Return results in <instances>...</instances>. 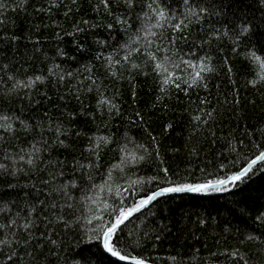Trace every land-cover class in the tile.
I'll use <instances>...</instances> for the list:
<instances>
[{"label":"snow or ice","instance_id":"snow-or-ice-1","mask_svg":"<svg viewBox=\"0 0 264 264\" xmlns=\"http://www.w3.org/2000/svg\"><path fill=\"white\" fill-rule=\"evenodd\" d=\"M21 12L48 23L22 36ZM157 110H179L183 144L153 134ZM254 178L264 0H0V264H264V204L249 228L169 203L236 209Z\"/></svg>","mask_w":264,"mask_h":264},{"label":"trees","instance_id":"trees-1","mask_svg":"<svg viewBox=\"0 0 264 264\" xmlns=\"http://www.w3.org/2000/svg\"><path fill=\"white\" fill-rule=\"evenodd\" d=\"M247 2V0H245ZM29 12H31V9H29ZM59 20H63L62 16L56 17ZM16 23L18 25V34L22 36H27L28 31L30 30V25L32 23L40 24L43 20V23L47 24L48 21L43 18H36L35 15H27L23 12L16 14L15 16ZM68 30H71L70 25L67 26ZM54 30L52 28H42L39 33H33V39H39L41 42V45L47 50L50 45L48 44V41L51 39V37L54 36ZM66 41H71L70 37H65ZM21 44H27L29 49L32 47L31 44H28V41L26 39L21 41ZM63 46V45H62ZM69 47H71L69 43ZM222 78H213L210 80V85L213 88V96H215L216 90H215V84L221 83ZM148 92V89H145V93ZM204 93L201 92V95ZM243 95V93H242ZM145 100L148 99V96L145 95ZM153 120L155 121L154 127L156 131L153 132L154 135H157L159 138L164 140L165 145H175L180 146L183 144L184 139V124H183V117H181L179 110L175 113L169 112L167 115H165L162 111L157 110L153 116ZM167 122H172L174 124V130H169V133L165 135L163 133V124ZM116 123H119L117 121ZM171 156V153L168 154ZM173 166L179 165L181 168L185 167L187 161L183 154L179 156H175L171 160ZM147 166H145V169L140 171V175L145 174H151L150 172L146 173ZM254 183L252 184L251 188L248 190V198L247 202L244 205L237 206L236 209H231V197H229L227 194L224 193H214L212 196L215 197V199H211L209 197H203L198 194H171L172 199L169 201L171 206L174 209V213L177 216V222L179 213L182 209H195L204 211L205 209L208 210L213 216L218 215V220L223 226L225 220L231 221L233 225L239 226V227H249L254 228L255 225L253 223L254 217H255V210L260 207L261 204H264V199L260 198V192L264 190V178H254ZM240 207H246L249 212L251 213V218L249 216H241L239 214V208ZM211 243V241H209ZM196 247H200L201 245L197 244ZM167 247V245H166ZM216 249L213 248V251ZM163 254V253H162ZM215 264H219V262H215Z\"/></svg>","mask_w":264,"mask_h":264}]
</instances>
